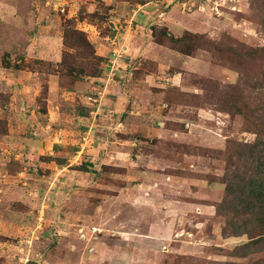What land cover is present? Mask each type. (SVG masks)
<instances>
[{
    "label": "rangeland",
    "instance_id": "1",
    "mask_svg": "<svg viewBox=\"0 0 264 264\" xmlns=\"http://www.w3.org/2000/svg\"><path fill=\"white\" fill-rule=\"evenodd\" d=\"M176 1L178 32L170 0H0V264H264V245L225 235L223 182L250 162L236 148L264 143V60L166 35L264 47V0Z\"/></svg>",
    "mask_w": 264,
    "mask_h": 264
},
{
    "label": "trees",
    "instance_id": "2",
    "mask_svg": "<svg viewBox=\"0 0 264 264\" xmlns=\"http://www.w3.org/2000/svg\"><path fill=\"white\" fill-rule=\"evenodd\" d=\"M166 35L174 48L182 53L192 55L196 49L212 51L220 60L227 61L234 68L240 69L242 63L247 60H264V47H248L230 38L214 40L204 34H193L189 31L180 37L170 33H166ZM85 42L90 46L87 40ZM206 43L209 48L205 47ZM233 95L234 93L227 94L231 103L224 101L223 104L229 106L227 108L230 112L245 114L246 109H242L237 103L239 102L238 95L235 94V97ZM6 125L8 124L6 123ZM7 132L8 129L5 133ZM260 144L264 145L261 136L254 144L244 145V150L236 148L232 152V156L237 155L238 158L246 156L250 162L247 160L249 163L244 166L245 170L240 171L238 167L236 171L228 173L223 181L226 184L224 203L231 197L237 199L236 205L233 204L232 207V211H234V217L231 220L232 231L224 233L226 236L249 235L250 241L243 245L244 248L264 245V146L259 148ZM250 170L252 176L248 179L247 174ZM218 213L221 212L218 211ZM224 230L227 231V228Z\"/></svg>",
    "mask_w": 264,
    "mask_h": 264
},
{
    "label": "crops",
    "instance_id": "3",
    "mask_svg": "<svg viewBox=\"0 0 264 264\" xmlns=\"http://www.w3.org/2000/svg\"><path fill=\"white\" fill-rule=\"evenodd\" d=\"M170 1L172 2V5L170 6V8H169V5H167V7L169 8V10L166 13L165 20H166V24L170 27V30H172V27L175 24H179L180 23V20H183V19H186V18L184 17L183 13L178 8V6L180 5V2H177L176 0H170ZM143 7L145 8L146 6L143 5ZM197 13H199V12L197 11ZM201 19H202V22L201 23H202V28H203V26H205L204 24L209 21V17L205 16L204 14H201ZM170 21H173V24H171ZM175 26H174V28H175ZM181 26H182L181 27L182 29H180V30L183 33L186 30V28H188V27H186L184 25H181ZM188 29H190V28H188ZM176 31H177V29H176ZM173 33H174V31H173ZM132 34H133V32H132ZM174 34H176V33H174ZM180 35L176 34V37L177 36H180ZM124 37H122L123 40H124ZM134 38H135V40H134L135 42L134 43L137 45L135 52L138 53V54L140 53L142 55H147L148 54V51H150V49L154 46V43L151 40V36H149L148 33H144V35H138V33H136L134 35ZM131 53L133 55V51L132 50H131ZM197 60H199L198 57H190L189 56V58L185 59V62L187 64L188 63L195 64L197 62ZM119 61L123 65V68H124V66H125V68L127 67V63L125 61H123L121 59H119ZM101 79H104V78L101 77ZM86 84H88L89 86H93L94 88H99V89H101V87H102L101 84H95V81H87ZM49 90H50V93H52V92L55 93V92L63 91L64 88H62L60 86V84L58 83V81L56 82L55 79L52 78L50 80V82H49ZM73 117H74V120L81 121V118H79L81 116H77L75 114V116H73ZM10 135H11V130L8 129L7 134L3 135L2 137H4V138L6 137L7 138V137H10ZM9 149H10V147L5 152H8L9 153L10 152ZM1 180L2 179L0 178V184H2V181ZM3 190L4 189L2 188V186H0V191H3Z\"/></svg>",
    "mask_w": 264,
    "mask_h": 264
},
{
    "label": "built area",
    "instance_id": "4",
    "mask_svg": "<svg viewBox=\"0 0 264 264\" xmlns=\"http://www.w3.org/2000/svg\"><path fill=\"white\" fill-rule=\"evenodd\" d=\"M115 68L114 62L112 63V65L110 66V71H113V69ZM91 99V97H90Z\"/></svg>",
    "mask_w": 264,
    "mask_h": 264
}]
</instances>
